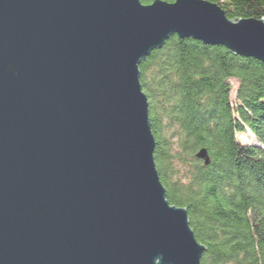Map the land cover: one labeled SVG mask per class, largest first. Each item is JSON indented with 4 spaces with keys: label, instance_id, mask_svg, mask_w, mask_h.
<instances>
[{
    "label": "water",
    "instance_id": "obj_1",
    "mask_svg": "<svg viewBox=\"0 0 264 264\" xmlns=\"http://www.w3.org/2000/svg\"><path fill=\"white\" fill-rule=\"evenodd\" d=\"M173 35L264 61V16L210 0H0V264H203L141 83Z\"/></svg>",
    "mask_w": 264,
    "mask_h": 264
},
{
    "label": "trees",
    "instance_id": "obj_2",
    "mask_svg": "<svg viewBox=\"0 0 264 264\" xmlns=\"http://www.w3.org/2000/svg\"><path fill=\"white\" fill-rule=\"evenodd\" d=\"M210 1L231 19L264 16V0ZM140 69L156 166L168 200L188 209L207 246L202 263L264 264V61L173 35ZM247 129L257 142L238 140Z\"/></svg>",
    "mask_w": 264,
    "mask_h": 264
},
{
    "label": "rangeland",
    "instance_id": "obj_3",
    "mask_svg": "<svg viewBox=\"0 0 264 264\" xmlns=\"http://www.w3.org/2000/svg\"><path fill=\"white\" fill-rule=\"evenodd\" d=\"M232 84H233V97H234V95H235V90H236V87H237V84H238V82H237V80L236 79H233L232 81ZM237 138H238V140L241 142V143H254V142H257V140H256V138H255V136L254 135H252L251 133H250V131H248V129L246 130V132L245 133H243V132H239V133H237ZM181 165V164H180Z\"/></svg>",
    "mask_w": 264,
    "mask_h": 264
}]
</instances>
